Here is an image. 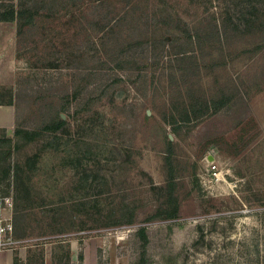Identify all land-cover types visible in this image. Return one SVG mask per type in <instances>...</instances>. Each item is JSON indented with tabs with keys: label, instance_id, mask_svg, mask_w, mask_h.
Listing matches in <instances>:
<instances>
[{
	"label": "rangeland",
	"instance_id": "374dc122",
	"mask_svg": "<svg viewBox=\"0 0 264 264\" xmlns=\"http://www.w3.org/2000/svg\"><path fill=\"white\" fill-rule=\"evenodd\" d=\"M34 3L22 34L0 21V102L14 105L0 191L12 184L24 238L12 264H264V0ZM215 27L214 45L187 37ZM149 37L116 67L122 46ZM223 94L230 103L196 126L168 123ZM59 113L61 132H25ZM166 136L179 216L144 221L164 206Z\"/></svg>",
	"mask_w": 264,
	"mask_h": 264
},
{
	"label": "trees",
	"instance_id": "16d2710c",
	"mask_svg": "<svg viewBox=\"0 0 264 264\" xmlns=\"http://www.w3.org/2000/svg\"><path fill=\"white\" fill-rule=\"evenodd\" d=\"M38 7L35 5L34 0H0V21H15L16 22V34L20 35L24 32V30L29 26L36 25V16L38 15ZM251 21L250 18H247L245 15L237 20V23L234 22V27L240 29L241 25L246 26V24ZM97 22L95 21V24ZM88 29H95L93 27V20L89 19L88 21ZM186 29V28H185ZM187 33L188 30L186 29ZM225 30H222V33ZM220 31L215 27L212 33L203 35L199 33V31H193L188 33V38L192 41H198L199 43H206L208 45H214L215 37L220 39ZM212 38V39H210ZM152 37L146 39H135L126 43L122 46L115 55L114 59L116 62V67L124 66L123 62H126L125 52L133 46H142L144 44H148ZM165 40L163 37H160L159 40ZM210 39V40H209ZM124 54V55H123ZM123 55V56H122ZM54 63L49 61L43 65V67H55ZM24 81H19V88L16 91V95L20 97V95H24L26 86ZM77 90V89H76ZM75 95V90L72 92ZM231 97L223 94L221 97L214 96H203L196 102L190 104V107L182 105L181 108H175L176 114L172 111L169 113L167 117V121L173 125H182L189 124L190 128L196 126L202 119L205 117L212 115L219 111L223 105H228L230 103ZM17 103V102H16ZM18 105V103H17ZM17 107V106H16ZM64 107V106H63ZM83 107V106H81ZM81 107L76 108V110L81 109ZM147 117L148 115L145 114ZM67 127V121L64 119L60 113L57 117L51 122H44L42 127L33 131H25L27 135L32 138L37 136L44 130H49L52 133H59L63 129ZM20 129L15 130V134L19 133ZM10 139V137L5 136L1 137L0 141H6ZM167 147L164 153V165L168 167V174L166 175L165 183L159 185V189L163 191L164 195V206L163 208H157L153 213L149 215V217L145 218L144 221H148L151 219H175L179 216V208L180 201L178 199V195L175 192V180L172 174V169L174 167V157L172 151V141L166 136ZM191 174H194V171L191 170ZM139 233L146 232V226H139ZM18 238L24 239L18 235Z\"/></svg>",
	"mask_w": 264,
	"mask_h": 264
},
{
	"label": "built area",
	"instance_id": "2783aa9c",
	"mask_svg": "<svg viewBox=\"0 0 264 264\" xmlns=\"http://www.w3.org/2000/svg\"><path fill=\"white\" fill-rule=\"evenodd\" d=\"M212 167L215 165L212 164ZM13 208V186L11 184L8 191H0V251H14L23 240L15 233Z\"/></svg>",
	"mask_w": 264,
	"mask_h": 264
},
{
	"label": "crops",
	"instance_id": "0c3cea01",
	"mask_svg": "<svg viewBox=\"0 0 264 264\" xmlns=\"http://www.w3.org/2000/svg\"><path fill=\"white\" fill-rule=\"evenodd\" d=\"M14 125V105L12 100L0 102V127L11 129ZM0 264H12L10 251H0Z\"/></svg>",
	"mask_w": 264,
	"mask_h": 264
},
{
	"label": "water",
	"instance_id": "95a60500",
	"mask_svg": "<svg viewBox=\"0 0 264 264\" xmlns=\"http://www.w3.org/2000/svg\"><path fill=\"white\" fill-rule=\"evenodd\" d=\"M147 114H149V111L147 110ZM208 158L210 159V160H212L213 159V156L210 154V155H208Z\"/></svg>",
	"mask_w": 264,
	"mask_h": 264
},
{
	"label": "bare ground",
	"instance_id": "6f19581e",
	"mask_svg": "<svg viewBox=\"0 0 264 264\" xmlns=\"http://www.w3.org/2000/svg\"><path fill=\"white\" fill-rule=\"evenodd\" d=\"M216 174H217V173H216ZM216 174H215V175H216Z\"/></svg>",
	"mask_w": 264,
	"mask_h": 264
}]
</instances>
